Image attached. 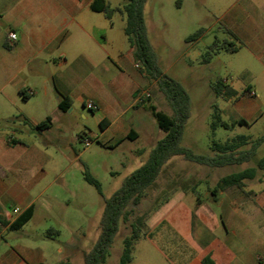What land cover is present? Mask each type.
Masks as SVG:
<instances>
[{
  "label": "crops",
  "instance_id": "0c3cea01",
  "mask_svg": "<svg viewBox=\"0 0 264 264\" xmlns=\"http://www.w3.org/2000/svg\"><path fill=\"white\" fill-rule=\"evenodd\" d=\"M93 2L0 0V214L10 222L31 206L35 216L40 199L66 184L63 173L47 166L54 160L51 149L70 134L88 135L75 131L79 123L73 114L80 106H98L102 137L111 147L142 138L137 119L127 116L141 114L144 106L138 104L145 94L151 98L150 87L157 81L135 60L124 33L125 15L107 18L92 9ZM233 17L244 26L236 35L247 38L250 11H234ZM10 32L17 40L9 38ZM62 97L71 99L70 109L60 108ZM48 119V127L38 128ZM213 198L210 194L207 201L199 197L190 204L177 193L160 207L149 237L143 238L157 248L153 257L167 264H205L206 258L213 264H264V170L243 190L232 186L220 191L217 201ZM5 230L9 227L0 225L1 240ZM64 246L58 254L65 253ZM47 262L40 247L14 248L5 240L0 247V264Z\"/></svg>",
  "mask_w": 264,
  "mask_h": 264
},
{
  "label": "rangeland",
  "instance_id": "374dc122",
  "mask_svg": "<svg viewBox=\"0 0 264 264\" xmlns=\"http://www.w3.org/2000/svg\"><path fill=\"white\" fill-rule=\"evenodd\" d=\"M109 1L115 8L129 0ZM241 9L250 11L252 16L253 24L247 38L236 35V30L240 26L244 29V26L241 20L234 19L233 14ZM116 17L120 23L121 16ZM145 17L160 67L167 76L181 82L191 98V116L182 145L206 155L211 153L213 140L224 142L238 135L255 140L264 136V0H147ZM200 29L203 33L198 39L188 40ZM214 42L219 47L216 51L210 50ZM231 45L238 51L222 48ZM219 79L237 89L239 97H218L213 85ZM149 92L159 110L173 115L158 83L150 87ZM215 105L222 110L225 121L233 123L244 118L248 123L237 124L229 130L220 127L213 136L211 122ZM141 109L140 115L131 111L127 118L137 119L142 138L111 147L102 137L97 111L80 106L73 114L75 122L79 123L75 131L80 137L86 132L92 140L91 145L86 147L82 138L70 134L63 144L51 149L54 160L47 170L63 173L66 184L43 196L32 220L20 230H5L3 240L14 248L19 245L42 248L48 258L46 264H84L85 253L93 248L101 233L105 200L146 162L156 143L165 136L152 112L146 106ZM83 113L87 119L83 118ZM262 158L264 143L252 161L219 168L202 166L182 156L173 157L146 190L141 202L128 207L129 219L120 223L105 264H117L124 239L131 235L132 224L140 219L146 223L143 230L147 237L154 214L177 193L184 194L190 204L199 197L207 201L220 178L256 166ZM85 166L101 183L102 195L84 179ZM11 214L15 216L13 212ZM48 233L54 238H48ZM3 240L0 239V247ZM63 246L65 253L58 254L57 249ZM156 251L150 241H138L133 252L135 264H167L165 258L153 257Z\"/></svg>",
  "mask_w": 264,
  "mask_h": 264
},
{
  "label": "trees",
  "instance_id": "16d2710c",
  "mask_svg": "<svg viewBox=\"0 0 264 264\" xmlns=\"http://www.w3.org/2000/svg\"><path fill=\"white\" fill-rule=\"evenodd\" d=\"M147 0H129L120 7L113 8L105 0H94L92 9L103 12L107 18H111L116 12H120L126 17L124 33L130 45L134 49V57L138 65L142 68L146 76L158 83L160 90L164 93L169 105L173 110V115H169L152 102L150 97L143 98L138 104L146 106L158 121L159 127L164 131L165 136L160 139L151 150L146 162L129 175L122 183V186L109 198L105 200V208L100 222V236L93 248L84 255V264H105L114 243V239L119 231L120 223L129 219L128 207L130 204L138 205L143 199L146 190L151 187L160 176L164 166L175 156H182L185 160L195 162L210 168L223 167L232 164H243L250 162L256 156L257 149L264 143V136L253 140L246 135H238L229 138L224 142L213 140L210 154H198L192 149L182 145L186 124L191 116V98L181 82L167 76L159 64V58L151 43L145 17V4ZM203 33L200 29L191 35L188 40L198 39ZM218 45L214 42L210 50L216 51ZM223 49L236 52L237 48L222 47ZM213 89L218 97L224 99L239 97V91L232 85L227 84L223 79H219ZM247 91L250 88L246 89ZM72 101L69 97H62L60 108L68 110ZM215 112L211 122L213 136L218 128L231 129L235 125L247 124L248 121L241 118L233 123L225 121L222 117V110L215 105ZM50 124V119L39 124L38 128L44 129ZM100 126L104 129L103 121ZM131 139V137H129ZM133 140V139H132ZM250 145V148H246ZM264 170V158L258 161L256 166L246 168L239 172L223 176L211 190L214 196L213 201H217L220 191L235 186L243 190L246 181L253 180L258 176L259 171ZM84 179L95 186L102 195V185L89 171L87 166L84 169ZM1 212V206H0ZM35 214V206L26 209L13 222L6 220L0 214V225L8 226L9 230H20L32 220ZM145 221L140 219L138 223L132 224V233L124 239V247L120 256L119 264H131L133 252L138 241L143 239L147 232L143 229ZM51 232V231H50ZM58 233V231H55ZM48 236H52L48 233ZM205 264H213L209 258ZM59 264H70L61 262Z\"/></svg>",
  "mask_w": 264,
  "mask_h": 264
},
{
  "label": "built area",
  "instance_id": "2783aa9c",
  "mask_svg": "<svg viewBox=\"0 0 264 264\" xmlns=\"http://www.w3.org/2000/svg\"><path fill=\"white\" fill-rule=\"evenodd\" d=\"M9 38L11 40L15 41V40H17V34L15 32H10L9 33ZM251 94L252 95H255L254 92H252ZM87 108L89 110H92V111H97L98 110V106L96 104H94L93 102H89L87 104ZM82 141L84 142V144H85L86 147L90 146L91 143H92V140H91V138H90L89 135H84V137L82 138ZM15 211L18 212L19 209H16Z\"/></svg>",
  "mask_w": 264,
  "mask_h": 264
}]
</instances>
